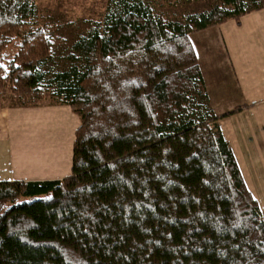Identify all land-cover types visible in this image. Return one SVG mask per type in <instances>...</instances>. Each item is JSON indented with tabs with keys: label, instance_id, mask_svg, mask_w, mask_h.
Returning <instances> with one entry per match:
<instances>
[{
	"label": "trees",
	"instance_id": "trees-1",
	"mask_svg": "<svg viewBox=\"0 0 264 264\" xmlns=\"http://www.w3.org/2000/svg\"><path fill=\"white\" fill-rule=\"evenodd\" d=\"M263 9L221 0L176 22L108 0L70 66L47 72L59 36L34 22L35 0H0V94L47 96L79 121L70 176L0 182V264H264V220L188 38Z\"/></svg>",
	"mask_w": 264,
	"mask_h": 264
},
{
	"label": "crops",
	"instance_id": "crops-1",
	"mask_svg": "<svg viewBox=\"0 0 264 264\" xmlns=\"http://www.w3.org/2000/svg\"><path fill=\"white\" fill-rule=\"evenodd\" d=\"M188 38L220 134L264 220V9ZM72 118L78 123L61 105L0 108V182L70 176Z\"/></svg>",
	"mask_w": 264,
	"mask_h": 264
},
{
	"label": "rangeland",
	"instance_id": "rangeland-1",
	"mask_svg": "<svg viewBox=\"0 0 264 264\" xmlns=\"http://www.w3.org/2000/svg\"><path fill=\"white\" fill-rule=\"evenodd\" d=\"M107 1L35 0L37 15L34 22L38 25L48 24L52 27L50 34L59 36L57 43L51 48L52 60L43 67L44 71L63 70L70 66L71 63L66 56L71 52V43L102 20L106 12ZM147 1L152 5L154 13L161 15L164 19L180 22L183 15L205 11L211 6L220 3L221 0H193L189 4L182 3L178 5H174L173 0ZM25 101L21 97L12 96L6 90H3L0 94V103L4 105L3 108L15 107L20 103H25ZM51 102L52 99L45 96L40 100L39 105L43 106L51 104ZM72 119L74 120L72 125L75 126L74 129L76 131L79 121L76 123L75 119Z\"/></svg>",
	"mask_w": 264,
	"mask_h": 264
}]
</instances>
